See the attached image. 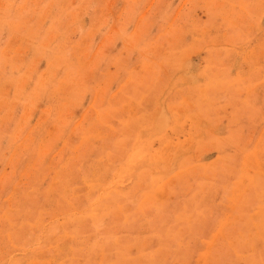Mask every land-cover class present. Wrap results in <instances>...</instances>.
<instances>
[{
    "label": "rangeland",
    "instance_id": "1",
    "mask_svg": "<svg viewBox=\"0 0 264 264\" xmlns=\"http://www.w3.org/2000/svg\"><path fill=\"white\" fill-rule=\"evenodd\" d=\"M0 264H264V0H0Z\"/></svg>",
    "mask_w": 264,
    "mask_h": 264
}]
</instances>
